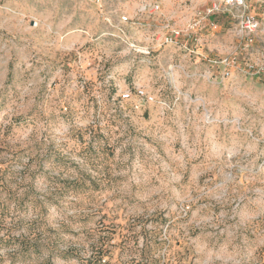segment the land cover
Instances as JSON below:
<instances>
[{
  "label": "rangeland",
  "instance_id": "1",
  "mask_svg": "<svg viewBox=\"0 0 264 264\" xmlns=\"http://www.w3.org/2000/svg\"><path fill=\"white\" fill-rule=\"evenodd\" d=\"M168 259L264 264V0H0V264Z\"/></svg>",
  "mask_w": 264,
  "mask_h": 264
},
{
  "label": "built area",
  "instance_id": "2",
  "mask_svg": "<svg viewBox=\"0 0 264 264\" xmlns=\"http://www.w3.org/2000/svg\"><path fill=\"white\" fill-rule=\"evenodd\" d=\"M225 5H234L237 4L239 6L245 5V0H221ZM160 8L159 3L156 1L154 2H146L141 6V11H146V12H156ZM220 4L217 1H213L206 9L204 15L211 17L217 11H219ZM200 14V13H198ZM122 20H126L127 18L125 16H121ZM202 18L204 16H199L197 19H193L192 21H189L188 24L185 27V32L183 29L180 28H173L169 25V23H165L164 28L167 29V32L156 36V40H160L161 43H173L176 42L179 38H181L183 35L187 34L189 30L196 31L197 28L200 27V23ZM243 25L249 28H252L254 24L253 17H247L243 21ZM135 95L138 99H144V100H152V96H148L146 92L141 89L137 88L135 90ZM122 97L124 99L130 98V92H124L122 94ZM135 107H138V103L135 102L134 104Z\"/></svg>",
  "mask_w": 264,
  "mask_h": 264
},
{
  "label": "trees",
  "instance_id": "3",
  "mask_svg": "<svg viewBox=\"0 0 264 264\" xmlns=\"http://www.w3.org/2000/svg\"><path fill=\"white\" fill-rule=\"evenodd\" d=\"M102 256H103V255H101V254L99 255V259H100V260L102 259ZM167 262H168V263H166V264H174V260H173V259H172V260H169V259H168Z\"/></svg>",
  "mask_w": 264,
  "mask_h": 264
}]
</instances>
